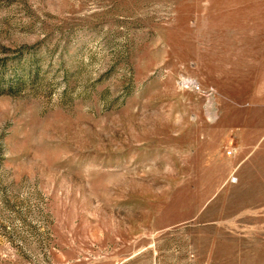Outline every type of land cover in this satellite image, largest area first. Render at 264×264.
Returning a JSON list of instances; mask_svg holds the SVG:
<instances>
[{"label": "rangeland", "instance_id": "1", "mask_svg": "<svg viewBox=\"0 0 264 264\" xmlns=\"http://www.w3.org/2000/svg\"><path fill=\"white\" fill-rule=\"evenodd\" d=\"M0 264H264V0H0Z\"/></svg>", "mask_w": 264, "mask_h": 264}, {"label": "built area", "instance_id": "2", "mask_svg": "<svg viewBox=\"0 0 264 264\" xmlns=\"http://www.w3.org/2000/svg\"><path fill=\"white\" fill-rule=\"evenodd\" d=\"M228 152H231L230 150Z\"/></svg>", "mask_w": 264, "mask_h": 264}]
</instances>
